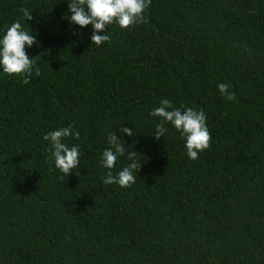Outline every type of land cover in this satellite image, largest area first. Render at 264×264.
Wrapping results in <instances>:
<instances>
[{"label":"trees","instance_id":"obj_1","mask_svg":"<svg viewBox=\"0 0 264 264\" xmlns=\"http://www.w3.org/2000/svg\"><path fill=\"white\" fill-rule=\"evenodd\" d=\"M21 6L40 73H0V264H264V0H151L100 46L63 18L66 0H0V28ZM163 98L204 110L197 159L170 123L151 135ZM69 124L80 164L64 176L41 136ZM121 124L141 160L125 188L98 163Z\"/></svg>","mask_w":264,"mask_h":264},{"label":"clouds","instance_id":"obj_2","mask_svg":"<svg viewBox=\"0 0 264 264\" xmlns=\"http://www.w3.org/2000/svg\"><path fill=\"white\" fill-rule=\"evenodd\" d=\"M66 3L68 11L63 14V18L81 28L90 26V46H100L110 40L106 32L107 25L115 23L121 28H127L142 22L151 0H66ZM18 11L19 19L0 28V73L20 75L21 82L28 83L33 74L39 75L40 68L37 64L39 57L27 54L25 48L32 47L38 41L28 23L27 26L23 23L32 19L31 9L21 6ZM47 51L42 50L41 55ZM216 88L224 99L234 98L227 83L219 82ZM149 115L159 118L151 132L153 138L164 137L168 131L166 124L170 123L182 138L189 159H197L198 154L208 147L210 135L202 108L185 107L183 104L174 107L170 99L163 98L158 101V106L149 110ZM116 132L128 136L133 134L131 127L122 124L117 130L107 132V146L100 153L98 161L101 167L108 170L102 183L116 184L121 188L130 187L136 181L141 160L137 159L136 152L126 151L124 140ZM79 135V131L69 124L45 131L41 136L43 141L48 142L53 166L64 176L80 164V145L68 146L64 140L68 137L78 139ZM120 157H126L128 163L113 175L111 170Z\"/></svg>","mask_w":264,"mask_h":264}]
</instances>
